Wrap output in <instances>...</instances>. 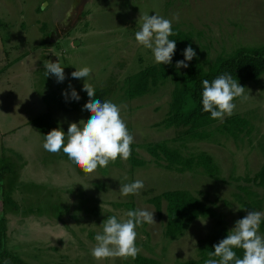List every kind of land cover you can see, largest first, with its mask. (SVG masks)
<instances>
[{
    "label": "rangeland",
    "instance_id": "rangeland-1",
    "mask_svg": "<svg viewBox=\"0 0 264 264\" xmlns=\"http://www.w3.org/2000/svg\"><path fill=\"white\" fill-rule=\"evenodd\" d=\"M69 1L0 0V44L6 49L11 40H25L22 45L15 43V48L24 49L21 62L0 73V80L7 83L0 87V168H8L2 181L16 202L14 208L4 197L0 201L7 249L29 264H138L131 258L96 260L91 249L107 217L124 220L127 211L142 208L153 212L156 223L136 228L139 254L153 258L155 264H184L197 257L198 240L214 225L213 219L196 217L179 235L165 236L163 207L157 214L149 196L167 188H187L213 206L228 231L240 213L264 212V186L243 179L264 160V71L238 82L249 98L243 102L236 98L234 113L247 117L251 130L236 139L217 131L215 123L203 139L177 138L182 128L157 124L167 109L169 81L132 98L125 97L122 90L126 74L155 62L152 51L135 40L143 15L172 20L178 14L179 20L172 24L191 32L206 68L216 56L227 55L237 46L264 41V0L88 1L83 7L88 14L63 29L53 19L64 18ZM49 30L62 36L51 38L52 47L46 49L41 37ZM40 59L41 65L37 63ZM2 60L0 51V65ZM47 60H59L66 76L63 82L53 75L46 77ZM81 67H89L90 76L86 80L72 78L71 73ZM85 82L95 89L96 99L122 106L121 116L134 136L133 147L143 164L132 166L118 158L89 174L62 150L53 154L43 148L48 132L43 131L42 120H51L49 129L60 127L66 134L70 123L90 118L83 108L66 107L73 100L69 84L81 96L86 94ZM32 117L39 119L30 121ZM160 139L184 154L207 152L217 166L216 173L209 175L200 167L177 171L165 167L161 159L155 161L146 145ZM136 180H142L144 188L138 194L122 196L120 185ZM244 201L251 210L244 207Z\"/></svg>",
    "mask_w": 264,
    "mask_h": 264
},
{
    "label": "trees",
    "instance_id": "trees-1",
    "mask_svg": "<svg viewBox=\"0 0 264 264\" xmlns=\"http://www.w3.org/2000/svg\"><path fill=\"white\" fill-rule=\"evenodd\" d=\"M172 29L175 35L170 36L169 39L176 42V50L172 57V62L170 64L147 63L135 71L126 74L122 78L124 96L127 98L139 96L169 81L171 82V88L169 100L167 101V109L157 124H162L165 127L182 128L177 133V138H206L211 133L208 127L214 123L217 131L233 139H236L240 134H248L251 130V125L248 118L244 115L234 113L220 120L211 118L210 113L203 111L202 81L207 79L211 82L217 76L224 73L231 74L240 83L256 77L264 71V41L252 46H237L227 55L216 56L213 62L205 68L203 62L200 60L197 47L192 40L191 32L175 24H172ZM49 36L50 33L42 35L43 44H51V40H48ZM188 45H191L195 50L196 56L191 61H185L189 65L188 68L181 67L178 69L176 62L184 60L183 51ZM85 101H88L87 93L81 95L78 101H69L66 107L81 109L83 106L80 103ZM47 121L49 122L46 123L42 120L44 124L42 129L45 133L51 130L49 129L51 128V120ZM131 149V156L127 161L132 166L143 164V160L137 157L133 144L131 145ZM146 149L155 161L159 159L163 160V165L167 168L183 171L193 167H200L209 175H213L217 171L215 162L204 151L184 154L177 146H170L164 139L147 144ZM262 149H264V145ZM7 169V166L0 168V201L4 197L5 202L15 208L16 202L14 203L13 198L7 194L2 181L3 171ZM243 179L264 186V160L251 176H244ZM242 187L248 192L245 186ZM148 201L153 205L157 214L161 213L163 207L165 216L163 233L168 237H175L182 233L188 223L196 217L204 216L213 219L214 225L205 236L198 240L196 246L197 257L185 260L184 264H200L208 259V253L214 251L213 245L217 244L228 234L224 220L213 206L187 188L174 187L163 189L149 196ZM243 205L245 208L251 210L248 202L244 201ZM131 210H134V208ZM244 216L245 214L240 213L239 219ZM5 231V219L0 209V264H4L5 261L8 264H29L22 257L7 249L5 246ZM259 234L264 236V219L261 221ZM234 251H236L238 257L242 258V249H234ZM132 260L138 264L156 263L153 258L141 254H138ZM59 264L67 263L62 262Z\"/></svg>",
    "mask_w": 264,
    "mask_h": 264
},
{
    "label": "clouds",
    "instance_id": "clouds-1",
    "mask_svg": "<svg viewBox=\"0 0 264 264\" xmlns=\"http://www.w3.org/2000/svg\"><path fill=\"white\" fill-rule=\"evenodd\" d=\"M142 25L135 32V40L139 45L152 51L154 60L158 64H170L175 54L176 42L169 37L175 35L172 29L173 20L178 21L175 14L166 19L163 16L145 14L141 17ZM184 60L176 62V67L188 68L185 61H191L196 52L188 45L184 51ZM45 75L55 76L57 82L66 79L64 67L59 60L44 62ZM91 74L89 67L76 68L71 73L72 78H88ZM202 106L203 111L210 113L211 118L223 120L225 116L234 114L236 98L247 100L245 87L240 85L231 74L224 73L217 76L211 82L202 81ZM71 88V99L78 101L80 96ZM83 91L87 93L88 102L83 110L90 114L85 122L70 123L67 133L60 127L53 128L44 135L43 148L53 154L61 150L68 159L77 165L85 173H93L98 167H107L110 162L118 158L128 160L131 156V145L134 136L130 134L127 124L121 116V107L110 100L96 99L95 89L92 85L84 83ZM68 99V92L63 93ZM67 141V142H65ZM142 180L120 185V194L128 196L138 194L144 188ZM127 219L118 220L116 216H109L102 223V232L95 235V245L91 249V255L96 260L108 258H132L135 259L141 249L137 247L136 228L144 223L154 224L152 211L142 208L126 212ZM264 219V212L247 211V214L235 222V226L228 231L225 238L213 245L214 251L208 253V259L204 264H264V236L259 234L260 224ZM234 249H242L243 256L238 257ZM4 264H8L7 261Z\"/></svg>",
    "mask_w": 264,
    "mask_h": 264
},
{
    "label": "flooded vegetation",
    "instance_id": "flooded-vegetation-1",
    "mask_svg": "<svg viewBox=\"0 0 264 264\" xmlns=\"http://www.w3.org/2000/svg\"><path fill=\"white\" fill-rule=\"evenodd\" d=\"M93 2L95 0H70L69 4L67 7H65V11H63V13L65 14L63 19H53V23L57 22L60 24V26L63 29H67L69 26H73L75 24V22H77V20H82L86 14H88V12H83V7L85 2ZM65 19V21H63ZM50 32H45L50 33L49 38L54 39V37H60L62 36L61 33H57L56 30H49ZM57 33V36H55V34Z\"/></svg>",
    "mask_w": 264,
    "mask_h": 264
},
{
    "label": "crops",
    "instance_id": "crops-1",
    "mask_svg": "<svg viewBox=\"0 0 264 264\" xmlns=\"http://www.w3.org/2000/svg\"><path fill=\"white\" fill-rule=\"evenodd\" d=\"M21 29L23 30V27ZM48 40H51V39L49 38ZM24 42H25L24 39L23 40H17V42L11 40L10 45H8V48H6V49L0 44V47H1L0 51L2 53V59H3L2 60L3 63H2V65H0V73L3 71H7V70L11 69L13 64H15L17 62L18 63L21 62V60L24 56V55L22 56V52L24 49L15 48L17 46V45H15V43L22 45V44H24ZM0 43H1V41H0ZM51 44H52V40H51ZM51 44L50 45L45 44L47 46L46 49H49V47L51 48L52 47ZM6 56H9V59H6ZM37 63L38 64L40 63V65H41L42 60L40 59ZM34 65H35V67L37 66V64H34ZM31 69H32V64H31ZM3 84H7V83H5V81H3V80H0V87ZM34 118L35 117H32L29 120L34 121ZM0 158H1V155H0Z\"/></svg>",
    "mask_w": 264,
    "mask_h": 264
}]
</instances>
